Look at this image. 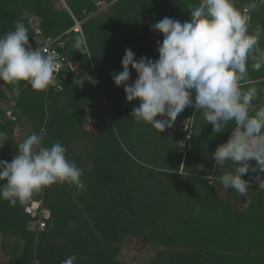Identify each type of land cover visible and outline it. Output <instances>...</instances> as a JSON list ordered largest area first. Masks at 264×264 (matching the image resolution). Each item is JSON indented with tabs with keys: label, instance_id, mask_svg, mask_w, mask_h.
<instances>
[{
	"label": "trees",
	"instance_id": "obj_1",
	"mask_svg": "<svg viewBox=\"0 0 264 264\" xmlns=\"http://www.w3.org/2000/svg\"><path fill=\"white\" fill-rule=\"evenodd\" d=\"M99 1L107 8L101 10ZM199 2L68 0L82 23L81 33L58 0H0V36L22 21L33 49H40L42 39L61 37L62 52L79 63L77 73L67 64L62 69L59 78L66 81L60 90L38 92L21 82L16 95L13 85L0 82V133L5 134L0 157L5 146L6 160L15 156L21 143L17 133L25 125L30 132L22 141L36 133L45 147L62 143L68 160L82 169L86 185L79 190L57 183L15 206L0 199V264H61L73 254L76 264H132L119 261L128 239L156 252L146 264H264V187L249 186L244 195L225 189L219 176L233 172L234 165L226 162L218 168L203 158L227 142L234 122L214 133L203 115L188 107L160 133L132 118L140 101L127 102L123 86L112 79L123 70L126 49L137 59H158L157 42L163 36L151 31V25L164 17L189 21L190 5ZM234 6L250 15L249 32L264 27V0H234ZM27 14L40 19L41 36ZM81 36L87 49L83 54L75 47ZM260 47L264 49V39ZM253 62H248L241 88L257 90L252 103L258 109L264 106V67L256 71ZM136 78L131 71L129 83ZM9 111L16 121L8 118ZM181 143L185 149L180 150ZM251 162L257 171L243 177L248 183L258 174L264 177L257 162ZM40 200L48 218L25 212Z\"/></svg>",
	"mask_w": 264,
	"mask_h": 264
},
{
	"label": "clouds",
	"instance_id": "obj_2",
	"mask_svg": "<svg viewBox=\"0 0 264 264\" xmlns=\"http://www.w3.org/2000/svg\"><path fill=\"white\" fill-rule=\"evenodd\" d=\"M189 12L190 20L184 23L169 17L153 23L150 30L163 36L157 42L158 59H137L126 49L123 70L112 79L117 87L123 86L127 102L140 101L132 118L160 133L171 128L188 107L201 113L214 133H223L234 122L227 142L211 155L218 168L226 162L234 165L233 172L219 176L223 188L244 195L249 183L243 177L257 171L248 161L254 159L264 172V106L254 108L255 88H241L247 82L250 59L254 70L264 67L260 47L264 27L257 25L249 32L251 17L247 10H238L234 0H200L198 5H190ZM84 45V38L78 37L75 47L82 54L87 51ZM60 66L54 52L31 47L22 21L0 36V82L13 85L16 95L21 82L34 91H46L55 84L54 73ZM130 69L137 76L132 83ZM4 136L0 133V139ZM42 142L43 137L33 133L20 143L11 162L0 160V199L10 206L25 203L57 183L86 188L82 169L68 160L66 147L60 142L45 147ZM259 187H264V181ZM76 262L73 254L61 264Z\"/></svg>",
	"mask_w": 264,
	"mask_h": 264
},
{
	"label": "built area",
	"instance_id": "obj_3",
	"mask_svg": "<svg viewBox=\"0 0 264 264\" xmlns=\"http://www.w3.org/2000/svg\"><path fill=\"white\" fill-rule=\"evenodd\" d=\"M58 1L60 4L63 5V7L70 13V15L76 21L75 30L80 31L82 33V27H81L82 23H79L75 19L73 13L71 12V10L68 6V3H67L68 0H58ZM114 1H117V0H114ZM97 6L100 7L101 10H104L107 8V3L104 1H99L97 3ZM27 18L29 20L31 27L36 32V34L41 36L42 31H41V27H40V24H41L40 19L33 14H27ZM63 47H64V43L61 41V37L42 39V44L40 47V49H42L46 53L47 52H54L56 54V58L60 62V65H61L60 68L54 73L55 84L49 87V88L54 87L56 90H60L62 88V83L66 81L65 77L63 79L59 78V75H60L62 69L65 67L66 64L75 73H77L78 69H79V63L76 61H69V59L66 57V55L62 52ZM7 116L9 119L16 121V118L13 116L11 111H9L7 113ZM189 138H190V136L187 137V140H189ZM179 147H180V150L185 149L186 144L181 143ZM248 163L251 166V163H252L251 160L248 161ZM42 208H43L42 201H35V202H32L29 205H27L25 211L27 214H29L33 218H37L40 215H44L45 218H48L49 212L46 209H42ZM45 227H46V223L41 222L40 223V229H44Z\"/></svg>",
	"mask_w": 264,
	"mask_h": 264
},
{
	"label": "rangeland",
	"instance_id": "obj_4",
	"mask_svg": "<svg viewBox=\"0 0 264 264\" xmlns=\"http://www.w3.org/2000/svg\"><path fill=\"white\" fill-rule=\"evenodd\" d=\"M60 6H61V8L63 7L62 4ZM176 126H178L179 128H186L187 127L186 124H183V123H178ZM28 132H30V129L28 130L27 126H25V125L21 126L19 128V131H18L17 137H16L18 139V141L22 142V138ZM1 149H2L1 150L2 156L0 157V160H6L5 157L8 154L9 148L7 146H5ZM13 158H11V160ZM203 158L206 161H210V162L214 161L212 159L211 154H205L204 153ZM11 160H9L8 162H11ZM257 177H259V180L257 179ZM260 181H264V177L262 175L258 174L256 176V180L249 183V186L253 187V188H259ZM40 201H42V200H40ZM42 203H43V201H42ZM31 224L35 227L36 223H31ZM0 246H1V237H0ZM155 253L156 252L152 249H146V250L142 249V244L138 239H128L122 245V251L119 255V261L126 262V263H132V264H146L149 261H151V259L155 255Z\"/></svg>",
	"mask_w": 264,
	"mask_h": 264
}]
</instances>
